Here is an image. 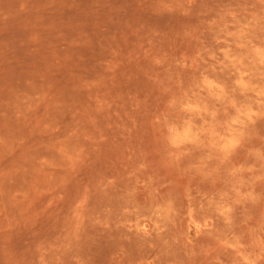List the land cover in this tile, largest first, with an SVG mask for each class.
<instances>
[{
	"label": "rangeland",
	"instance_id": "obj_1",
	"mask_svg": "<svg viewBox=\"0 0 264 264\" xmlns=\"http://www.w3.org/2000/svg\"><path fill=\"white\" fill-rule=\"evenodd\" d=\"M0 264H264V0H0Z\"/></svg>",
	"mask_w": 264,
	"mask_h": 264
}]
</instances>
